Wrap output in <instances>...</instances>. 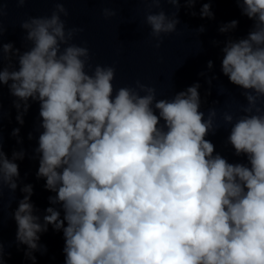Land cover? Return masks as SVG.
I'll list each match as a JSON object with an SVG mask.
<instances>
[{
  "label": "clouds",
  "instance_id": "obj_1",
  "mask_svg": "<svg viewBox=\"0 0 264 264\" xmlns=\"http://www.w3.org/2000/svg\"><path fill=\"white\" fill-rule=\"evenodd\" d=\"M144 2L160 9L145 15L159 48L162 35L177 30L182 0ZM198 2L183 0L188 8ZM213 2L203 3L201 18L214 19ZM234 2L253 24L246 37L225 41L221 72L247 103L238 117L225 112L223 121L231 125L227 141L235 156L247 163H230L206 139L218 129L217 112L210 108L205 118L200 110L199 83L171 99H157L156 89L139 80L135 87L115 88V67L93 68L89 48L72 42L83 29H66L64 2L57 0L50 16L20 24L31 45L23 52L2 43L0 23V88L6 85L15 98L20 125L29 101L38 103L36 176L55 193L49 203L63 211L61 218V210L47 207L41 222L30 200L33 185L20 189L25 195L11 215L17 245L26 246L33 264L34 252H46L38 242L49 225L63 233L64 264H264V0ZM165 3L176 9L172 16L161 8ZM103 15L116 12L105 8ZM238 23L223 24L219 32ZM207 67L213 68L211 60ZM4 116L0 103V125ZM19 133L15 128L11 135L22 143ZM24 157L20 150L8 158L0 126V202L5 186L15 193L16 161ZM4 255L0 239V264Z\"/></svg>",
  "mask_w": 264,
  "mask_h": 264
}]
</instances>
